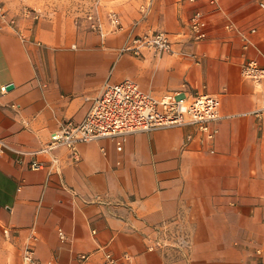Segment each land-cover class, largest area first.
Returning <instances> with one entry per match:
<instances>
[{"label":"crops","instance_id":"1","mask_svg":"<svg viewBox=\"0 0 264 264\" xmlns=\"http://www.w3.org/2000/svg\"><path fill=\"white\" fill-rule=\"evenodd\" d=\"M40 1L0 0L16 18L13 27L0 17V138L10 146L38 148L63 122L80 120L105 82L125 77L157 95H215L221 117L212 139L192 125H169L124 135L120 148L111 137L79 142L74 154L59 147L54 169L0 151V264H21L32 231L35 255L51 264H101L106 252L121 264L264 262V78L240 73L251 57L264 66L260 0H217L206 38L176 44L182 53L140 56L120 51L128 31L89 29L76 16L82 2ZM102 1L134 32L173 35L195 6ZM26 5L46 11L34 19L23 14Z\"/></svg>","mask_w":264,"mask_h":264},{"label":"built area","instance_id":"2","mask_svg":"<svg viewBox=\"0 0 264 264\" xmlns=\"http://www.w3.org/2000/svg\"><path fill=\"white\" fill-rule=\"evenodd\" d=\"M187 1L195 6L186 19L185 29L174 35L162 29L134 32L131 26L126 27L119 13L113 8L101 9L98 6L89 8L84 13V21L89 29L97 31L100 35L121 30L128 31L126 41L120 47L121 52L136 56L144 55L146 52L154 55L182 53V48L176 47V44L199 41L208 36L210 14L218 6L217 0H206L210 6L208 9L196 4L197 0ZM258 6L264 12V0H260ZM22 12L34 19L41 14V10L27 5L22 8ZM0 17L14 27L15 16H7V9L1 4ZM227 27L230 25L227 24ZM15 30L22 39L27 38V34L21 28ZM240 73L245 78L259 81L264 78V66L257 58L251 57L241 64ZM1 90H6V85H2ZM220 104V98L215 95L206 92L193 94L181 88L157 95L143 90L133 78L125 77L118 81L105 82L102 91L80 120H66L58 129L51 132L49 139L38 148H14L0 138V151L7 148L18 154V159L24 156L30 157L31 168L48 166L49 169H54L58 165L59 158L55 151L59 147H67L74 154L79 142L101 137L116 138L120 148V139L130 133L169 125H192L203 133L204 138L212 139L216 132L215 123L221 117ZM39 154H47L49 160L37 158ZM2 233L9 237L10 227L2 226ZM60 235L63 237L61 230ZM37 239V234L32 231L23 245L21 264H51V259L41 262L35 255ZM154 245H161V242L156 240ZM256 251L258 254L262 253L260 248ZM87 256V253L80 252L77 259L83 261ZM123 257L128 259L130 256L126 253ZM121 262L120 257L106 252L101 264H121ZM257 263L264 264L261 258Z\"/></svg>","mask_w":264,"mask_h":264},{"label":"rangeland","instance_id":"3","mask_svg":"<svg viewBox=\"0 0 264 264\" xmlns=\"http://www.w3.org/2000/svg\"><path fill=\"white\" fill-rule=\"evenodd\" d=\"M21 2H25V3H28V4H36V3H34V2H37V4H40V5H42V3L44 2V1H40V0H20ZM38 1H40L39 3H38ZM46 1V0H45ZM48 2H50L51 4L53 3V4H55V1L56 0H47ZM91 1V2H90ZM78 5L79 6H81L80 5V2H82V6L81 7H78V9H80L81 10V14H78V15H76L77 17H81L82 18V20H84V13H85V11L86 10H88L89 8H93V7H95V6H98V7H100L101 8V5L102 4H104L103 3V1L102 0H89L88 2H87V4H85V1H81V0H78ZM84 2V3H83ZM90 2V3H89ZM43 9V8H42ZM79 10V11H80ZM46 10L45 9H43L42 10V14H41V16H43L44 15V12H45Z\"/></svg>","mask_w":264,"mask_h":264},{"label":"water","instance_id":"4","mask_svg":"<svg viewBox=\"0 0 264 264\" xmlns=\"http://www.w3.org/2000/svg\"><path fill=\"white\" fill-rule=\"evenodd\" d=\"M11 86V84H9V86L8 87H10Z\"/></svg>","mask_w":264,"mask_h":264}]
</instances>
